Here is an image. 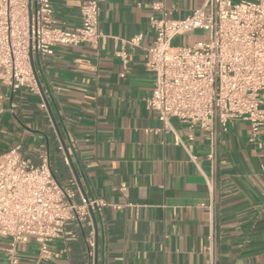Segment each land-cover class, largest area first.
<instances>
[{"label":"crops","instance_id":"0c3cea01","mask_svg":"<svg viewBox=\"0 0 264 264\" xmlns=\"http://www.w3.org/2000/svg\"><path fill=\"white\" fill-rule=\"evenodd\" d=\"M86 1L51 0L57 25L75 29ZM204 2L100 0L105 36L97 48L82 43L37 54L38 91L0 84V153L21 145L36 164L46 154L68 185L76 175L63 139L82 193L109 203L92 211L91 225L71 223L65 238L21 243L19 264H95L96 253L99 264H264V127L251 140L250 122L232 120L218 137L213 169L206 133L177 119L165 131L148 108L151 18L183 19ZM140 33L139 45L126 42ZM9 242L0 238V264H7Z\"/></svg>","mask_w":264,"mask_h":264},{"label":"built area","instance_id":"2783aa9c","mask_svg":"<svg viewBox=\"0 0 264 264\" xmlns=\"http://www.w3.org/2000/svg\"><path fill=\"white\" fill-rule=\"evenodd\" d=\"M100 9V0H87L80 24L70 30L57 25L51 0H0V84L38 91L32 54L51 55L57 46L82 43L97 48L105 36ZM150 25L155 40L147 48L146 68L154 74L155 85L148 108L165 131L173 130L172 119H177L190 130L206 133L214 169L218 137L228 132L232 120L250 122L251 140L264 127V0H205L186 18L165 14L152 17ZM199 31L206 35L193 45H173L176 38ZM142 39L140 33L126 42L136 46ZM121 55L127 63V53ZM108 204L85 196L75 177L62 184L46 154L36 164L21 145L0 153V238L10 241L7 264H19L21 243L37 237L46 245L65 238L71 223L91 225L92 211ZM87 243L94 247V231Z\"/></svg>","mask_w":264,"mask_h":264},{"label":"water","instance_id":"95a60500","mask_svg":"<svg viewBox=\"0 0 264 264\" xmlns=\"http://www.w3.org/2000/svg\"><path fill=\"white\" fill-rule=\"evenodd\" d=\"M31 1H32V0H30V2H31ZM31 59H32V65H33V68H34V72H35V75H36L37 81H38V83H39L38 73H37L36 68H35V63H34V56H33V54L31 55ZM39 84H40V83H39ZM47 103H48V102H47ZM50 112H51V116H52V118H53V120H54L53 113H52L51 110H50ZM54 121H55V120H54ZM58 130H59V129H58ZM62 143H63V147H64V149H65V151H66V154H67V157H68V161H69L70 165L72 166V168H73V170H74V172H75L76 178H77V180H78V182H79V186H80V188L83 190V186H82V184H81V182H80V177H79V175H78V172H77V170H76V167L74 166V162H73V160H72V158H71V155H70L69 150H68V148H67V146H66V143H65V141H64L63 139H62ZM93 216H94V219H95V222H96V217H95L94 212H93ZM95 264H99V262H98V253H96V255H95Z\"/></svg>","mask_w":264,"mask_h":264},{"label":"rangeland","instance_id":"374dc122","mask_svg":"<svg viewBox=\"0 0 264 264\" xmlns=\"http://www.w3.org/2000/svg\"><path fill=\"white\" fill-rule=\"evenodd\" d=\"M197 33L196 34H192L188 37H178L174 40L173 45L174 46H181L182 44H190L193 45L194 43H196L197 41Z\"/></svg>","mask_w":264,"mask_h":264}]
</instances>
